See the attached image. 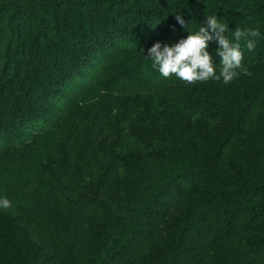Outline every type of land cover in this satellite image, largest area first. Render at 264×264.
<instances>
[{"label":"trees","instance_id":"obj_1","mask_svg":"<svg viewBox=\"0 0 264 264\" xmlns=\"http://www.w3.org/2000/svg\"><path fill=\"white\" fill-rule=\"evenodd\" d=\"M215 13L264 34V0H0V264H264V39L227 85L146 58Z\"/></svg>","mask_w":264,"mask_h":264},{"label":"clouds","instance_id":"obj_2","mask_svg":"<svg viewBox=\"0 0 264 264\" xmlns=\"http://www.w3.org/2000/svg\"><path fill=\"white\" fill-rule=\"evenodd\" d=\"M177 20L188 32L186 37L174 44L154 42L147 49V57L140 51L161 77L167 79L175 76L190 85L209 80L222 81L227 85L241 72L248 74L242 64L243 50L253 52L257 43L264 39V34L258 28L236 27L234 31L229 30L228 24L218 19L216 13L205 16V23L192 31L186 28L185 21L179 16ZM209 42L217 44L214 52L220 58L218 68L208 51ZM10 207L9 199L0 196V209Z\"/></svg>","mask_w":264,"mask_h":264}]
</instances>
